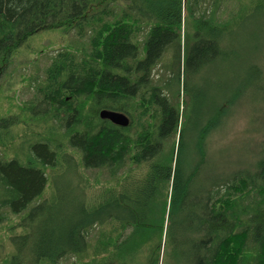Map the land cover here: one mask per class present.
<instances>
[{
	"label": "trees",
	"instance_id": "16d2710c",
	"mask_svg": "<svg viewBox=\"0 0 264 264\" xmlns=\"http://www.w3.org/2000/svg\"><path fill=\"white\" fill-rule=\"evenodd\" d=\"M231 1L0 0V227L28 210L0 264H264V125L255 156L215 150L243 91L198 113L192 93L233 54L238 0L219 17ZM254 9L264 21V0ZM57 31L78 43L30 79L36 92L18 106L2 78L32 37ZM253 68L264 102L262 54ZM48 169L70 173L65 189L55 180L46 195Z\"/></svg>",
	"mask_w": 264,
	"mask_h": 264
},
{
	"label": "rangeland",
	"instance_id": "374dc122",
	"mask_svg": "<svg viewBox=\"0 0 264 264\" xmlns=\"http://www.w3.org/2000/svg\"><path fill=\"white\" fill-rule=\"evenodd\" d=\"M236 3V0H232L222 6L219 12L221 20L227 19L233 11L236 12ZM238 3L239 8L243 9L239 17L241 20L236 24L237 27L233 29V34L225 43L233 54L230 57L227 56L228 58L212 62L197 75L192 84V93L197 94L198 97L195 105V108L198 107L196 110L198 113L199 110H205L211 104L217 106L233 88L243 91L240 105L234 109L233 115L235 116L231 126L226 130L223 138L218 137L217 140L215 137L213 142L218 145L222 141L215 150L233 154L235 157L242 155L249 159L259 150L258 141L262 133L260 130L264 125V102L256 90L252 71L249 72L247 69L252 70L254 66L258 67L261 54L264 56V21L259 15V10L254 9L255 0H238ZM143 36L138 37L140 42L143 41ZM69 43H78L74 33L64 34L57 31L32 37L27 43L28 50H23L13 59L8 69L9 73L2 78L3 95L13 99L18 106L32 99L36 91L30 86V79L36 77L45 79V70L53 57ZM141 54H143V46H141ZM165 62L155 69L156 78L160 77L164 71L166 72V69H163ZM169 62H171L170 59ZM182 102L186 107L190 102V96L186 98L184 92ZM8 109L9 106L0 104V116L8 115L9 112H6ZM17 149L21 154L23 146L20 145ZM0 152H3L2 147ZM46 173L50 181L46 195H51L55 180L61 191L65 189L70 173L66 175L64 172L63 175H57L52 169H48ZM27 212L28 210L18 215L8 214L6 221L0 227V260L7 257L11 250L8 237L23 233L20 222ZM72 261V259L63 260L61 264H71Z\"/></svg>",
	"mask_w": 264,
	"mask_h": 264
},
{
	"label": "water",
	"instance_id": "95a60500",
	"mask_svg": "<svg viewBox=\"0 0 264 264\" xmlns=\"http://www.w3.org/2000/svg\"><path fill=\"white\" fill-rule=\"evenodd\" d=\"M100 117L102 120H109L113 124L120 127H127L130 124L128 116H126L124 113L116 111L102 110L100 112Z\"/></svg>",
	"mask_w": 264,
	"mask_h": 264
}]
</instances>
